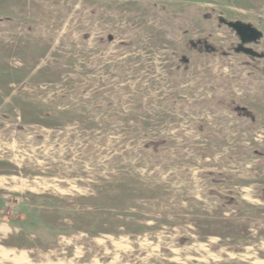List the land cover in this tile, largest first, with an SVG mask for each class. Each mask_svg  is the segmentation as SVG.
Returning <instances> with one entry per match:
<instances>
[{
	"label": "rangeland",
	"instance_id": "rangeland-1",
	"mask_svg": "<svg viewBox=\"0 0 264 264\" xmlns=\"http://www.w3.org/2000/svg\"><path fill=\"white\" fill-rule=\"evenodd\" d=\"M0 264H264V0H0Z\"/></svg>",
	"mask_w": 264,
	"mask_h": 264
},
{
	"label": "water",
	"instance_id": "water-1",
	"mask_svg": "<svg viewBox=\"0 0 264 264\" xmlns=\"http://www.w3.org/2000/svg\"><path fill=\"white\" fill-rule=\"evenodd\" d=\"M219 21L225 23L238 35L240 39V47L238 46L237 48L238 51H243L244 53L249 54L253 57L260 56L259 53L252 48L244 46L248 42L257 41L262 36V32L259 29L249 23L239 20L227 21L223 18H219ZM205 47H207L206 44Z\"/></svg>",
	"mask_w": 264,
	"mask_h": 264
},
{
	"label": "flooded vegetation",
	"instance_id": "flooded-vegetation-1",
	"mask_svg": "<svg viewBox=\"0 0 264 264\" xmlns=\"http://www.w3.org/2000/svg\"><path fill=\"white\" fill-rule=\"evenodd\" d=\"M254 41H252V42H248V43H253ZM239 46V45H238ZM240 47V46H239Z\"/></svg>",
	"mask_w": 264,
	"mask_h": 264
}]
</instances>
